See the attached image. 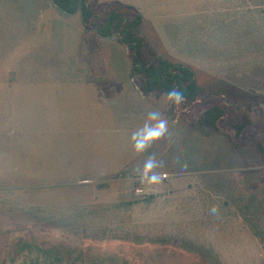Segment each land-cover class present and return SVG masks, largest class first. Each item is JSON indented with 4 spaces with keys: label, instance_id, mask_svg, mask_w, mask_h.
Segmentation results:
<instances>
[{
    "label": "rangeland",
    "instance_id": "1",
    "mask_svg": "<svg viewBox=\"0 0 264 264\" xmlns=\"http://www.w3.org/2000/svg\"><path fill=\"white\" fill-rule=\"evenodd\" d=\"M144 1L156 24L136 33L140 59L183 63L204 89L193 104L164 99L168 132L144 153L131 135L145 120L92 129L90 105L28 86L76 77L66 58L64 72L45 57L38 66L43 34L12 22L30 7L0 1V264H264V153L246 145L252 130L264 147V0ZM35 3L34 16L46 13ZM215 102L226 116L203 129ZM233 114L251 121L237 138ZM153 154L167 175L155 185L138 171Z\"/></svg>",
    "mask_w": 264,
    "mask_h": 264
},
{
    "label": "crops",
    "instance_id": "2",
    "mask_svg": "<svg viewBox=\"0 0 264 264\" xmlns=\"http://www.w3.org/2000/svg\"><path fill=\"white\" fill-rule=\"evenodd\" d=\"M107 1L135 9L143 17V24L152 26L156 24L154 18L156 12L153 14L145 13L144 6L140 3L141 0ZM147 1L150 0H146L144 3ZM12 2L16 9L18 7L23 8L25 5L30 7L28 10L22 11L21 14L19 13L18 16H14L12 22L23 25L27 23L28 30L29 28L35 29V35L43 34L41 38L42 47H37L40 48L39 53L33 52L38 61V66L42 63V57H45L43 62L51 61L53 70L57 68L64 72L66 69L57 65L56 62L66 58L65 60L71 63L70 69L76 77L71 81H30L28 86L40 88L42 85L44 89H55L57 99H59L56 104L59 106L63 95L74 100L77 104L90 105L93 118L90 125L92 129H98L101 121H107L110 124L109 119L115 121L119 118L134 117L133 119L143 121L146 120L148 112L153 110L160 111L165 119V93L158 90L150 93L144 92L143 81L135 80L133 78L135 76L131 73L132 62L127 48L120 44L115 37L102 38L94 31L85 30L78 14L62 13L53 5L51 0H12ZM35 2L44 4L46 13L40 12L34 16V7L37 6L34 5ZM68 35L76 42L70 43ZM162 47L164 48L163 45ZM104 58L110 59L111 62ZM120 60L124 63V69L119 75L115 63L118 64L117 62ZM103 61L108 63H103ZM76 89H79L80 92L76 93ZM101 89L103 90L101 91ZM75 94L78 95L75 96ZM62 109L58 107V111ZM142 126L143 124L140 123L137 129ZM123 132L117 133L114 137H119L118 144L124 146L127 143L123 138L126 132ZM85 181L89 180L84 179L81 182Z\"/></svg>",
    "mask_w": 264,
    "mask_h": 264
},
{
    "label": "trees",
    "instance_id": "3",
    "mask_svg": "<svg viewBox=\"0 0 264 264\" xmlns=\"http://www.w3.org/2000/svg\"><path fill=\"white\" fill-rule=\"evenodd\" d=\"M51 1L64 14H78L85 30L94 31L102 38L115 37L120 44L125 46L132 62L131 73L143 81L145 93L157 90L166 93L175 88L185 97L184 102L192 104L198 101L199 97H202L204 89L196 85L195 73L192 68L180 62H169L161 58L156 59V66H149L140 59L141 41L136 33L143 25L144 19L135 9L115 2H107L102 10L89 0ZM221 93L218 91V93L215 92L212 95H220ZM207 97H210V91ZM233 115V121L236 119L235 117L240 119L231 125V128L235 131L233 138H237L240 132L251 129L249 128L251 121L246 114ZM225 116L221 104L215 102L203 112L199 119V125L206 130L216 129L218 122L224 119ZM246 145L251 147L250 153L253 151V153L263 155L264 147L259 140L255 139L252 130ZM233 146L237 151L241 150L239 145L235 144ZM183 248L185 250L191 249L188 246Z\"/></svg>",
    "mask_w": 264,
    "mask_h": 264
},
{
    "label": "clouds",
    "instance_id": "4",
    "mask_svg": "<svg viewBox=\"0 0 264 264\" xmlns=\"http://www.w3.org/2000/svg\"><path fill=\"white\" fill-rule=\"evenodd\" d=\"M164 99L173 103H183L185 97L178 89H172L164 94ZM168 132V122L162 117V113L158 110L149 111L147 118L142 127L137 129L131 135L133 149L137 153L146 152L154 143L161 140ZM162 162L157 161L155 155H149L142 168L138 169L141 181H147L149 184H159L163 179V174L156 171L162 167ZM218 207L211 208V214L217 215Z\"/></svg>",
    "mask_w": 264,
    "mask_h": 264
},
{
    "label": "built area",
    "instance_id": "5",
    "mask_svg": "<svg viewBox=\"0 0 264 264\" xmlns=\"http://www.w3.org/2000/svg\"><path fill=\"white\" fill-rule=\"evenodd\" d=\"M166 178H167V175L166 174H163V179H166ZM135 193L138 194V195H141V194H143V190L141 188H137L135 190Z\"/></svg>",
    "mask_w": 264,
    "mask_h": 264
}]
</instances>
